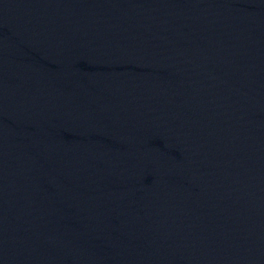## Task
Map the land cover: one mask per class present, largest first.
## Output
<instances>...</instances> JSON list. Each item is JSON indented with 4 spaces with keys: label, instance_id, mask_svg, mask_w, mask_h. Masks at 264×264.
<instances>
[{
    "label": "water",
    "instance_id": "obj_1",
    "mask_svg": "<svg viewBox=\"0 0 264 264\" xmlns=\"http://www.w3.org/2000/svg\"><path fill=\"white\" fill-rule=\"evenodd\" d=\"M0 264H264V0H0Z\"/></svg>",
    "mask_w": 264,
    "mask_h": 264
}]
</instances>
